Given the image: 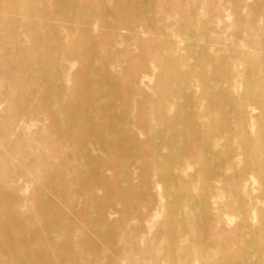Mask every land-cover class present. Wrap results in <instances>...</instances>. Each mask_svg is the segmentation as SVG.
Segmentation results:
<instances>
[{
    "label": "rangeland",
    "instance_id": "1",
    "mask_svg": "<svg viewBox=\"0 0 264 264\" xmlns=\"http://www.w3.org/2000/svg\"><path fill=\"white\" fill-rule=\"evenodd\" d=\"M48 1L43 0L42 6L48 4L49 11L51 4L53 13L59 10L64 14V7L67 11L78 8L91 13L89 35L78 22L70 29L79 33L44 20L47 40L58 53V73L66 90L84 97L91 95L94 106L106 108L101 116L91 112L94 119L105 123L107 118L117 119L120 113L127 116V124L118 132H114L115 123L111 124L113 139H137L142 143L148 126L158 131L182 125V148L177 149V158L167 151L170 144L160 146L163 155L156 161L150 157V147L131 151L124 144L119 158L123 172L134 184V193L145 197L130 208L137 210L132 215L144 219L118 220L109 215L111 209H106L108 218L116 221L110 244L101 245L83 221L99 214L85 206L83 195L72 197L78 210L71 212L60 206L56 214L71 218L77 226L74 235L88 236L91 246L87 248L99 245L109 252L130 244L138 255L140 247L149 246L151 252L142 254L137 264H242L238 258L248 235L255 241L259 255L264 256V11L253 12L252 0H126L130 5L124 12L117 9L118 0ZM141 3L142 11L135 6ZM13 4L21 5L29 14L15 17L18 27L0 39L1 48L15 53L32 48L31 31L37 33L34 43L38 42L36 25L40 19L30 15L27 1ZM7 5L0 0V9ZM148 22L155 25L153 31L145 28ZM88 40L92 42V53L80 55L77 46ZM246 42L257 46H246ZM190 45L195 56L190 53ZM7 50L0 51V219L15 223L24 220L23 226L30 233H39L36 191L47 173L52 175L56 166L65 165V176H55V183L74 191L85 187L87 170L79 169L81 165L70 159L72 146L46 136L39 121L42 111L34 107V102L19 107L15 90L24 93L28 88L34 94L37 88L24 82L18 74L19 64L11 62ZM26 58L32 60L33 56L27 54ZM87 64L100 67L110 78L92 86L96 79L84 70ZM205 71L238 110L237 121L207 99ZM176 85L187 94V112L174 92ZM56 97L63 101L60 93ZM99 148L100 144L92 153L103 166L100 174L111 181L116 174L105 171L111 159L102 152L116 151L117 146L110 144L102 151ZM159 162L164 167H157ZM1 193L9 198L8 203H4ZM93 195L104 197L98 189ZM121 196L119 200L108 199V204L119 205L130 197L129 192ZM175 196L185 199L178 208L170 205ZM44 199L58 202L45 189L39 200ZM190 202L194 209L189 207ZM156 217L160 219L157 234L151 229ZM197 218L205 225H200ZM4 225H0L2 234L19 231L17 225ZM243 231L248 233L245 238ZM128 232L131 237L119 238ZM90 255L84 251L85 257ZM90 259L95 264L102 261L97 255ZM115 262L125 264L117 259Z\"/></svg>",
    "mask_w": 264,
    "mask_h": 264
},
{
    "label": "bare ground",
    "instance_id": "2",
    "mask_svg": "<svg viewBox=\"0 0 264 264\" xmlns=\"http://www.w3.org/2000/svg\"><path fill=\"white\" fill-rule=\"evenodd\" d=\"M17 1L23 2L24 0H1L2 3L8 5L0 9V39L6 32L18 27L19 22L15 17L29 16L28 13L24 12V8L21 5L15 6L13 4ZM25 1L30 5V15L40 19V24L36 25V29L39 33L38 42L36 44L34 43L37 33L31 31L30 39L32 44H34L31 45L32 48H25L12 53V51L0 47V51H8L12 63H15V65L19 64L17 66L18 74L20 76L22 75L24 82L31 83V85H35L37 88L34 94H30L31 91L30 89L28 90V88L24 93L15 90L17 103L20 108H24L34 102V107L42 111L39 121L45 128L46 136L54 141H61L68 146H72L74 151L71 152L70 159L77 161L81 165L79 169L87 170V172L83 177L85 187H79L74 191L68 187L63 188L58 186L55 183V176L60 178L65 176V165L56 166V172L52 175L47 173L41 187L36 191V196H39L38 198L40 199L45 189L47 194L55 198L58 202L49 199H44V201L38 199L36 208L39 217L36 223L40 227L39 233H30V229H26V227L23 226L25 224L24 220L15 223L12 220L2 222L1 219L3 218L0 219V225L5 224L4 227H14L17 225L19 228V231L14 234H2V232H0V264H95L93 260L90 259L92 255L102 257L100 264H116V259L123 261L125 264H137L141 261L142 254L151 252L149 246L140 247L138 255L134 254L130 244H125L121 246L120 249L119 246H117L116 249L109 252L104 251L103 248H98L99 245L87 248V246H91L89 243L90 240L87 238L88 236L82 233H80L81 235H74L77 226L69 216L63 213L57 215V207L63 206L71 212L74 209L78 210L77 203L72 197L74 194L77 196L83 195L85 206L99 212L95 219L85 217L83 221L90 225V231L102 242L101 245H103V243L110 244L112 236L111 231L116 225V221L108 218V215L105 214L106 209H111L109 215H114L118 220L127 218L139 222L144 219L142 216L132 215L135 214L137 210H132L130 208L131 204L138 205L145 197L141 194L139 196V194L134 193V184L127 179L123 172L124 164L123 166L121 165L119 158L121 156V151L124 150V144L128 145L130 149H132L131 151L137 149L141 150V147L144 146L150 147L152 149L150 157L154 158L155 161L160 159L163 155V150L160 149V146L170 144L171 149L167 151L172 154L174 152L172 158H177L178 154L176 151L182 148L180 136L182 125H178L175 129L170 130L166 127H161L158 131L148 126L145 128L146 140L142 143L137 139H113L114 135L111 124L115 123L113 125L114 132H118V130L127 124V116L124 113H120L117 114V119L107 118L105 123L104 120L100 122L99 119H94L90 115L91 112H96L98 116H101L106 112V108L94 106L91 95L84 97L83 95H79V92L73 94L71 91L66 90L60 73H58V65L56 63L58 53H56V49H54L55 46L50 44L47 40L49 35L46 32L47 24H45L44 20H49L53 24L58 23L66 29L79 33L80 30L70 29L71 24L78 22L83 27V32L88 34L90 33L89 28L92 25L91 13L87 10H79L78 8L67 11L65 7L62 10L64 14H59V10L53 13L51 4L49 11L47 10L48 4L42 6L43 0ZM55 1H57V4L64 3V0ZM252 1L253 4L250 9L253 12L258 14L259 11H264V0ZM49 2L50 0L47 3ZM129 5L130 3H127L126 0H118L116 3L117 9H121L122 12L126 11ZM135 6L140 10L143 9V3L136 4ZM245 18L246 17H243L244 20ZM154 27L155 25L153 23L148 22L145 28L149 31H153ZM91 43L92 42L88 40L81 47L77 46L80 55L86 52L89 54L92 53L93 49ZM250 43L257 46L253 42ZM250 43L246 42L245 45L248 46ZM189 50L190 53L195 56L194 47L190 45ZM14 54L18 56H14ZM27 54L32 55L33 59L29 60L26 58ZM84 70L96 79L92 86L100 85L103 79L110 78L100 67L87 64L84 66ZM204 76L207 83L204 86V94L207 95L209 102L221 109V112L232 118L234 122L237 121L238 110L235 111L233 109L231 100L219 89L217 83L207 71L204 72ZM112 89L116 91L115 86H112ZM89 90H91V88ZM57 92L63 96V101L57 99ZM174 92L180 98L185 108L184 112H187L188 106L184 104L187 94L184 88L180 85H176ZM63 102L66 104H63ZM89 129H91V131H88ZM159 137H161L160 141L158 140ZM262 142L264 143V130L262 133ZM98 144H100V151L110 144L117 146L116 151L102 152L103 155L111 159L110 163L105 166V171L109 172L113 170L116 174V178L111 181H108L106 174H100V170L103 166L100 163L99 157H97L95 153H92L97 150ZM77 145H79V147L76 149L75 147H77ZM63 148L66 149L65 146H63ZM157 167H164V164L159 162ZM122 175L124 178L120 180ZM42 187L44 189L41 190ZM96 189L102 191L104 197L94 196L93 194ZM125 192H129L130 195L126 201L119 205L108 204L110 203L108 199H111V201L119 200L122 198V193ZM1 196L3 197L4 203L9 202V198L4 195V193H1ZM90 199L91 201H89ZM182 199L185 201L183 197L175 196L171 200L170 205L173 208H178ZM105 206L108 207L106 208ZM189 207L194 209V203L190 202ZM159 221L160 219L156 217L151 222V229L153 227L154 233L156 234L159 233L156 226ZM197 221L200 225H205L203 219L199 220L197 218ZM247 235L248 233L243 231L242 238H245ZM131 236L132 233L128 232L119 238L125 240ZM242 247L243 246H241V248ZM84 251H88L91 255L85 257ZM239 251L240 250H238V252ZM110 252L112 254H110ZM126 258L129 262L126 261ZM238 261H241L242 264H264V256L259 255L257 245L255 241L251 239L250 235L247 236L243 252L241 257L238 258ZM229 264L237 263L231 262Z\"/></svg>",
    "mask_w": 264,
    "mask_h": 264
}]
</instances>
